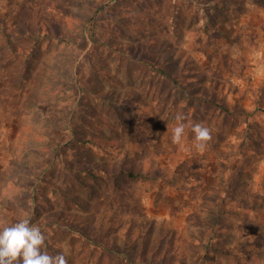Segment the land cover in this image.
Masks as SVG:
<instances>
[{
  "label": "rangeland",
  "instance_id": "374dc122",
  "mask_svg": "<svg viewBox=\"0 0 264 264\" xmlns=\"http://www.w3.org/2000/svg\"><path fill=\"white\" fill-rule=\"evenodd\" d=\"M27 217L68 264H264V0H0V229Z\"/></svg>",
  "mask_w": 264,
  "mask_h": 264
},
{
  "label": "clouds",
  "instance_id": "9594fccd",
  "mask_svg": "<svg viewBox=\"0 0 264 264\" xmlns=\"http://www.w3.org/2000/svg\"><path fill=\"white\" fill-rule=\"evenodd\" d=\"M175 119L178 123L172 129V143L180 145L186 128H189L194 147L199 152L205 151L212 140L210 128L202 123L186 124V117L181 114ZM30 218L0 229V264H68L64 252L53 256L42 251L46 237L40 227L30 224Z\"/></svg>",
  "mask_w": 264,
  "mask_h": 264
}]
</instances>
